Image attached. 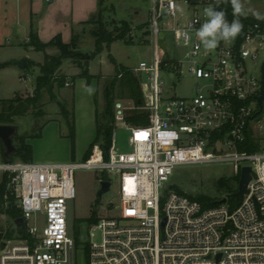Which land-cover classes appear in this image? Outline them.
<instances>
[{
  "label": "built area",
  "instance_id": "2783aa9c",
  "mask_svg": "<svg viewBox=\"0 0 264 264\" xmlns=\"http://www.w3.org/2000/svg\"><path fill=\"white\" fill-rule=\"evenodd\" d=\"M209 5L215 0H151L148 27L160 53L134 70L150 124L129 125L126 111L133 107L114 105L117 126L130 133V152L97 146L84 163L0 162V264H75L69 204L77 198L80 168L119 179L118 206H110L116 213L90 226L88 264H264V149L239 150L248 135L257 139L264 119V21L243 23L235 40L206 50L195 31ZM164 42L167 50L171 42L184 49L183 58L161 57ZM162 73L195 79L194 95L166 97ZM219 161L232 163L238 179L251 167L252 180L236 207L228 201L206 208L167 192L178 166ZM13 207L19 218H10ZM97 232L99 243L93 241Z\"/></svg>",
  "mask_w": 264,
  "mask_h": 264
},
{
  "label": "rangeland",
  "instance_id": "374dc122",
  "mask_svg": "<svg viewBox=\"0 0 264 264\" xmlns=\"http://www.w3.org/2000/svg\"><path fill=\"white\" fill-rule=\"evenodd\" d=\"M100 2L104 3L102 15L108 29L113 30L121 21H127L132 29L130 37L133 38L134 42L127 44L124 41H116L109 48L105 47L98 56L90 60L89 72L94 76L90 84H87L85 79L76 76L79 72L76 64L71 63L70 60L65 61L62 66V75L66 73L72 76L70 79L66 78V82H69L70 85L55 90L56 100L51 99L47 93H44L42 104L45 115L36 117L30 112L28 115L16 119L17 134L28 137L26 142L33 150V163H84L87 150L97 138V108L101 112V127L105 126L108 119L104 114L106 105L105 88L109 86L115 75V66L111 63V57L118 64L134 71L142 61L150 62L157 53H160L151 40L148 27V10L151 0H95V5H100ZM243 4L248 16H253V12L264 15V1L243 0ZM95 28L96 26L93 24H90V27L87 26L88 32L83 47V52L87 56L93 54L92 52L96 49L95 39L89 33V30ZM183 50L176 48L171 42L168 50L161 52V57L170 61L180 59L184 56ZM8 52L7 50L2 51L0 58H7ZM29 55L32 59H41L43 56L42 53L32 51L29 52ZM70 63L76 67L70 66ZM256 69L259 71L260 65ZM39 74L38 69L24 71L26 77L19 85L20 92L23 93L20 96L32 95L35 80ZM161 78L166 83L164 92L166 97L193 96L198 84L195 79L186 74L182 78L171 79L167 74L162 73ZM7 85L4 79L0 78V98H9L6 91ZM89 86L94 89L91 94L85 90ZM115 99V102L120 100L127 107L133 106L131 101L120 99L118 94ZM62 105L70 115L72 113L74 116L75 136L73 141L70 136V121L64 117ZM114 126L116 130L113 135L112 148L123 153L130 152V133L121 125L117 126L116 120ZM261 126L255 134L261 145L264 146V119ZM14 145L17 146L15 143ZM97 146H106L103 136L99 138L92 152ZM3 161V156L0 154V162ZM14 161L22 160L15 158ZM101 180L111 182V191L104 194L101 202L97 205V193L100 190ZM74 181L77 198L69 204V224L72 236H77L80 243L77 245L75 253V264H88L86 252L90 229L88 219L95 211L97 217H107L108 212L111 214L116 213L115 210H111L110 206L112 208L118 206L119 179L114 174L103 173L100 170L80 168L75 172ZM238 183L239 179L236 177L232 163L219 161L180 165L174 171L166 187L172 186L175 191L184 192L188 196L208 197L218 201L225 195H231L237 191ZM95 206H97L96 209ZM8 222L11 224V219ZM93 241L96 243L101 241L100 232L96 233Z\"/></svg>",
  "mask_w": 264,
  "mask_h": 264
},
{
  "label": "trees",
  "instance_id": "16d2710c",
  "mask_svg": "<svg viewBox=\"0 0 264 264\" xmlns=\"http://www.w3.org/2000/svg\"><path fill=\"white\" fill-rule=\"evenodd\" d=\"M264 1V0H255ZM220 8L226 11L227 20L232 21L233 14L231 5L221 4ZM103 12L99 13L90 24L96 26L93 35L95 37V51L91 54V60L98 56L105 47H110L112 43L116 41H124L127 44H132L133 38L130 37L132 29L127 22H121L118 26H115L113 30L108 29L103 20ZM250 21H258L256 19H251L247 17H241V22L246 23ZM37 52H44V62L39 64L40 74L35 80V88L32 95L27 97L16 95L14 98L9 100H0L1 111H0V125H11L15 126L16 119L19 117H24L28 113L34 114L36 117H42L45 115L43 111L42 99L44 93H47L51 99L56 100L57 96L55 90L63 89L66 86V76L61 74V68L65 61L71 60L80 69L81 73L78 77L83 78L90 84L93 80V76L89 72V61L83 58L81 52L77 51L73 45L65 44L61 36L55 37L49 43L43 44L39 41L36 34L31 33L30 44ZM55 48L58 50L59 54L49 55L46 53L47 49ZM87 56V55H85ZM111 63L115 66V75L112 78L109 86L105 88V110L104 114L108 117L107 122L104 127L100 125L101 112L97 108L96 121H97V138L91 144L89 149L85 154V162H87L91 155L93 154L92 149L96 145L97 141L101 136L104 137L105 145L111 148L113 146V135L116 130L114 126L115 114L114 105L115 98L118 94L120 99H127L133 103V108L126 111V122L134 127L146 126L150 124V115L143 108L144 98L140 83V78L133 71V69L127 68L111 57ZM6 64H0V68H5ZM30 69L32 65L29 64ZM74 82V78L72 79ZM72 82V84H73ZM120 101V100H119ZM62 113L64 117L70 122L71 138L74 140L75 136V125L74 116L67 112L66 108L62 105ZM112 123V124H111ZM28 137L16 135L14 137V143L17 145L16 152L9 158H5V150L3 145L0 143V154L3 156L4 161H14L15 158H20L23 162H32L33 150L30 145L27 144L26 140ZM104 148V147H103ZM264 149L261 145L259 139H255L251 135H248L247 141L239 145V150L242 152H258ZM108 157V153H105V159ZM179 194L186 195L184 192L177 191ZM237 192V191H235ZM234 192V193H235ZM232 193V194H234ZM231 194V195H232ZM229 195V198L231 197ZM188 196V195H187ZM192 200L199 201L204 207H213L217 204L215 200L208 197H193L188 196ZM240 201L233 200L230 202L232 208L236 207ZM97 206H95L96 209ZM9 215L11 219H16L20 217V213L14 207L9 210ZM99 217H97L96 211L88 219L90 226L98 222ZM76 245H79V240L77 236L74 237ZM86 252L88 256V247H86Z\"/></svg>",
  "mask_w": 264,
  "mask_h": 264
},
{
  "label": "crops",
  "instance_id": "0c3cea01",
  "mask_svg": "<svg viewBox=\"0 0 264 264\" xmlns=\"http://www.w3.org/2000/svg\"><path fill=\"white\" fill-rule=\"evenodd\" d=\"M103 5V2H100V5H95V0H53L51 2L45 0H0V53L9 51L7 58H0V64H6L5 68H0V78L8 84L6 91L9 98H0V100H9L18 94H23L20 92L19 85L26 76L24 71L16 66V62L26 59L28 65H32L28 71L39 70L38 65L44 62L45 53L37 52L29 46L31 33L36 34L43 44L61 36L65 44L73 45L77 51L86 55L83 52V47L88 32L87 26L90 27V21L97 17L101 10L103 11ZM246 17L255 19L254 16L247 15ZM94 30H89L93 37ZM27 51L42 53L43 56L41 59H32ZM46 53L54 56L59 54L55 48L47 49ZM70 62L74 63L71 60ZM71 63L69 65L74 66ZM77 68L79 72L76 76L81 73V69L78 66ZM64 74L68 79L72 77L69 74Z\"/></svg>",
  "mask_w": 264,
  "mask_h": 264
},
{
  "label": "clouds",
  "instance_id": "9594fccd",
  "mask_svg": "<svg viewBox=\"0 0 264 264\" xmlns=\"http://www.w3.org/2000/svg\"><path fill=\"white\" fill-rule=\"evenodd\" d=\"M231 5L233 19L227 20L226 11L220 8V5ZM206 19L195 31L197 40L206 50H215L221 41L230 42L235 40L243 31L241 17H246L243 0H215V5H209L203 10ZM253 16L258 21H264V15L259 12H253ZM89 94L94 89L89 86L85 89Z\"/></svg>",
  "mask_w": 264,
  "mask_h": 264
},
{
  "label": "water",
  "instance_id": "95a60500",
  "mask_svg": "<svg viewBox=\"0 0 264 264\" xmlns=\"http://www.w3.org/2000/svg\"><path fill=\"white\" fill-rule=\"evenodd\" d=\"M161 38H164V34H161ZM167 42H164L161 47L163 50H167ZM83 58L90 60L91 56H85L84 54ZM16 66L22 70V71H28L29 70V65L26 59H22L18 62L15 63ZM261 95L259 97V105L261 110L263 109L264 106V63L262 66V82H261ZM17 135V128L16 126H11V125H0V142L2 143L4 150H5V158L9 159L15 152H16V147L14 145V137ZM104 150L108 151L109 146H104ZM252 180V175H251V167H244L241 171L239 183H238V190L234 194L231 195V197L228 198H222L221 200L216 201L215 203L217 205H223L226 204L228 201H233V200H240L247 192V187L249 183ZM100 190L97 193V205L101 202L102 197L104 194L108 193L111 191V182L107 180H103L100 183ZM174 188L172 186L167 188V192L170 190H173ZM165 224V220L163 222V225ZM16 225H18L20 228L24 227V222L22 219H18L16 221Z\"/></svg>",
  "mask_w": 264,
  "mask_h": 264
},
{
  "label": "bare ground",
  "instance_id": "6f19581e",
  "mask_svg": "<svg viewBox=\"0 0 264 264\" xmlns=\"http://www.w3.org/2000/svg\"><path fill=\"white\" fill-rule=\"evenodd\" d=\"M96 158H97V157H95V160H94V161H97Z\"/></svg>",
  "mask_w": 264,
  "mask_h": 264
}]
</instances>
